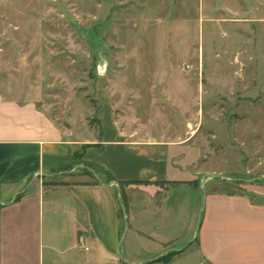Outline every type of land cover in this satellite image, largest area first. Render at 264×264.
Masks as SVG:
<instances>
[{"label":"rangeland","instance_id":"rangeland-1","mask_svg":"<svg viewBox=\"0 0 264 264\" xmlns=\"http://www.w3.org/2000/svg\"><path fill=\"white\" fill-rule=\"evenodd\" d=\"M0 95L33 100L87 148L110 115L129 139L170 145L188 180L113 186L72 251L85 259L59 264H206L201 186L255 200L264 187V0H0ZM87 169L75 178L110 182Z\"/></svg>","mask_w":264,"mask_h":264},{"label":"crops","instance_id":"crops-1","mask_svg":"<svg viewBox=\"0 0 264 264\" xmlns=\"http://www.w3.org/2000/svg\"><path fill=\"white\" fill-rule=\"evenodd\" d=\"M109 118L100 149L82 152L89 142L68 137L33 100L0 95V264L85 259L73 253L80 232L95 231L103 203L114 204L113 186L188 181L168 169L170 145L129 139ZM87 167L110 182L75 178ZM252 195L258 200L222 187L205 194L197 247L206 264H264V187Z\"/></svg>","mask_w":264,"mask_h":264},{"label":"trees","instance_id":"trees-1","mask_svg":"<svg viewBox=\"0 0 264 264\" xmlns=\"http://www.w3.org/2000/svg\"><path fill=\"white\" fill-rule=\"evenodd\" d=\"M87 147H91V146H89V145H83V149H82V152L83 151H85V149L87 148ZM94 147V146H93ZM81 152V153H82ZM81 155V154H80ZM127 183H129V182H127ZM160 183V182H159ZM168 183H178V182H175V181H171V182H168ZM119 184L121 185L122 184V182H119ZM179 253V251H169L167 254H165L164 256H162V257H160L159 258V260H157V261H161V262H163V263H168V262H170V260H171V258L174 256V255H176V254H178Z\"/></svg>","mask_w":264,"mask_h":264},{"label":"water","instance_id":"water-1","mask_svg":"<svg viewBox=\"0 0 264 264\" xmlns=\"http://www.w3.org/2000/svg\"><path fill=\"white\" fill-rule=\"evenodd\" d=\"M202 187V197H203V201L205 200V194H204V187ZM203 206L204 204L201 206V209L199 211V215H198V220H197V225H196V228H195V232H194V236L192 239H195L196 236L198 235V232H199V226H200V221H201V215H202V211H203ZM191 239V240H192ZM187 245H189V243H187ZM179 251V250H178Z\"/></svg>","mask_w":264,"mask_h":264},{"label":"built area","instance_id":"built-area-1","mask_svg":"<svg viewBox=\"0 0 264 264\" xmlns=\"http://www.w3.org/2000/svg\"><path fill=\"white\" fill-rule=\"evenodd\" d=\"M81 246H83V245H81ZM83 248H84L85 251H88L89 250V248L86 247V246H84Z\"/></svg>","mask_w":264,"mask_h":264}]
</instances>
